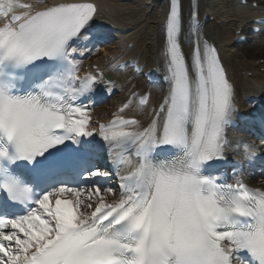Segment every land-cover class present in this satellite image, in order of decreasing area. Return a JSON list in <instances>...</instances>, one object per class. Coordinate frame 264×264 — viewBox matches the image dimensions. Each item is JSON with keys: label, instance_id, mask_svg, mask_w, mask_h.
I'll list each match as a JSON object with an SVG mask.
<instances>
[{"label": "snow or ice", "instance_id": "snow-or-ice-1", "mask_svg": "<svg viewBox=\"0 0 264 264\" xmlns=\"http://www.w3.org/2000/svg\"><path fill=\"white\" fill-rule=\"evenodd\" d=\"M96 14L86 0H0V264H264V188L243 176L257 146L243 144L230 181L209 171L227 162L239 110L195 0L188 51L183 4L169 0L167 92L149 122L125 115L149 101L131 92L89 130L92 105L82 100L115 87L97 65L80 74ZM95 135L102 145L89 141ZM100 151L110 170L94 162Z\"/></svg>", "mask_w": 264, "mask_h": 264}, {"label": "bare ground", "instance_id": "bare-ground-1", "mask_svg": "<svg viewBox=\"0 0 264 264\" xmlns=\"http://www.w3.org/2000/svg\"><path fill=\"white\" fill-rule=\"evenodd\" d=\"M92 1L97 3V14L94 20L99 25V32L109 37L115 36L114 39L112 38L113 45L106 43L103 45V48L110 49L115 44L120 45L124 42L134 41L137 36L143 35L146 42L144 50L147 68L156 66L158 71H164L160 51L163 38L162 25L168 8V0H135L129 3L121 2L125 0ZM254 1H257L260 5H264V0ZM54 2L55 0L47 1L44 6ZM60 2H64V0H60ZM181 2L183 4L185 25L188 26L192 0H181ZM195 2L197 4L198 18L201 20V35L208 40L209 44L217 49L227 76L234 87V102L239 110L235 118L239 119L243 117L245 105L251 97L264 98V71H259V68L264 67V61L258 67L254 62L240 66L241 62L238 61V46H236L238 43L234 39L236 32L235 30L232 31V26L236 21H240L243 26L240 34L237 36L245 34L248 22H250L254 12H260L261 9L242 6L236 0H195ZM187 34L185 30V35L181 38L185 51L189 49V44L185 38ZM134 48L137 50L136 47ZM247 52L250 56L253 54H264V43H259L254 47L248 48ZM241 60L242 63L246 62L242 58ZM246 71H253V74L257 73L258 80L248 77L245 73ZM161 86L165 87V84L162 83ZM165 89H167V85ZM126 93L117 95L108 104L107 108L112 110L113 105L118 99L122 102L126 98ZM157 97L160 101L163 94L160 93ZM158 104L159 102H156V107ZM143 111L145 112L146 110L144 109ZM130 112H133V110L131 109ZM140 120L144 124H147L149 121L145 118H141ZM229 141L231 143L228 152L236 158L242 157L243 144H248L247 140L244 137L241 139L239 136L232 137L229 135ZM244 177L250 178L247 174Z\"/></svg>", "mask_w": 264, "mask_h": 264}, {"label": "rangeland", "instance_id": "rangeland-1", "mask_svg": "<svg viewBox=\"0 0 264 264\" xmlns=\"http://www.w3.org/2000/svg\"><path fill=\"white\" fill-rule=\"evenodd\" d=\"M235 27H237L236 24L232 26V31H233V29H235ZM261 37L264 39V34ZM246 45H250L251 46V44H245V45H241V46H243L242 48H241V46H239L240 48L237 49L238 50V56H239L240 59L242 58L241 53H243V52L245 53L246 49H248Z\"/></svg>", "mask_w": 264, "mask_h": 264}]
</instances>
